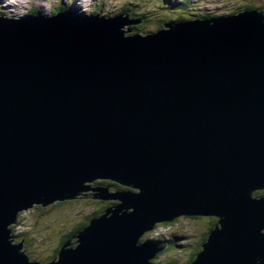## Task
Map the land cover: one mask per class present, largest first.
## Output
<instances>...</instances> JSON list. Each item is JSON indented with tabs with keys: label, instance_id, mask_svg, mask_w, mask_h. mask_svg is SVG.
<instances>
[{
	"label": "water",
	"instance_id": "1",
	"mask_svg": "<svg viewBox=\"0 0 264 264\" xmlns=\"http://www.w3.org/2000/svg\"><path fill=\"white\" fill-rule=\"evenodd\" d=\"M142 22L0 17V264H151L180 216L218 221L189 264H264V10ZM89 196L118 203L31 262L18 213Z\"/></svg>",
	"mask_w": 264,
	"mask_h": 264
},
{
	"label": "rangeland",
	"instance_id": "2",
	"mask_svg": "<svg viewBox=\"0 0 264 264\" xmlns=\"http://www.w3.org/2000/svg\"><path fill=\"white\" fill-rule=\"evenodd\" d=\"M2 1L3 3H0V7L3 8V11L5 12L3 13L1 9L0 13H3L4 15H7L8 13L11 17H26L25 13H28V8L34 6L35 3L37 4V0ZM127 1L130 7L138 8L140 13L144 15L153 13L160 14V16L155 18L154 20H149L150 24H146L144 22L145 20L142 19V24L137 25L141 26V31H143V33L145 34L149 32L151 33L153 29L156 31L157 29L163 28L162 23L174 22L176 21L175 18L179 19L180 17H186L187 19H196L195 17H198L199 15L195 16L188 14L193 13V10H195V12L204 11L207 15L212 16H220L224 12L225 14L223 15H230V11L232 9H236L234 3L237 4L238 2L237 0H188L190 1L191 7L184 8V10L182 9V13L178 12V9L182 7V4L178 3V1L182 2V0H74L73 5L76 4L75 6H78L77 8H79V12L81 10L82 14L86 16L91 15L94 12L92 11V8L88 9L87 7H85L86 9L82 10L79 5L80 3H84L85 5H90L93 3V6L103 3L101 12H97L94 14H102L108 17H115L119 13L130 14V12H128L127 10H121V8H117L116 10H114V8L118 4H121L122 6L123 4H126ZM252 1V3L258 2L257 0ZM230 2L234 3H232L231 5ZM57 3L67 4V1L60 0ZM150 3H154V5L152 6ZM173 3H175V5ZM73 5H71L68 10L72 11ZM48 8L50 9V6H48ZM48 8L47 10L44 9L43 14L51 16V11H48ZM239 9L241 8H238L237 10ZM111 13H113V15ZM157 19H162L164 21L161 24H158L154 22L157 21ZM137 26H133V30H135ZM101 181L103 180H98V182ZM122 189H125L122 191H127L128 187ZM84 194L85 196H88V191L84 192ZM77 200L79 202H70L63 205H59L57 203L54 205L51 204L48 208H45V212L34 208L26 210L28 212L21 211L24 212L21 214L20 218L23 224H21L20 227L17 226V228H21L17 229V232H21L24 238L30 237L29 239H31L35 237V243L33 242V246L30 247L31 250L26 249L29 252L26 253L28 256H30L31 258H35L34 260L40 262H48L49 260H52L53 257H56L55 250H59L62 247V245L60 244L61 239L66 236L71 229H75L76 227H78L80 223L85 221L87 218L91 219V217H96L93 216L94 213H96V211L99 210L103 205H106L104 207L105 211L108 208H113V206H115V201L100 200L97 198L94 199L91 196L87 198H79ZM100 202H103L104 204H101ZM104 208L102 210H104ZM214 220L216 219L212 217L180 216L174 221L168 222V226L162 225L164 227H156L157 229L155 231L152 230L149 234L144 235L142 237V242H155L153 240H155L154 237L157 236V234H159L160 236L165 235L166 238L170 237V239L172 237L179 238L175 245L173 247H169L168 250H166V247L161 248L160 252H163V254L161 253L160 260H162L163 262L165 260L168 264H185L188 262V259H186L187 257L185 255H187L189 258L190 254L194 253L195 255L198 252H195L194 249L199 246V243L202 244L205 241L203 237L204 235L206 236V233L213 228L212 224L214 223ZM81 230L79 232H81ZM171 231H173V233H169ZM23 233L25 236L23 235ZM75 235L70 238V241H74L73 237ZM14 238L16 239L15 243H21V236ZM23 249L25 251L24 246ZM44 259L48 260L44 261Z\"/></svg>",
	"mask_w": 264,
	"mask_h": 264
},
{
	"label": "trees",
	"instance_id": "3",
	"mask_svg": "<svg viewBox=\"0 0 264 264\" xmlns=\"http://www.w3.org/2000/svg\"><path fill=\"white\" fill-rule=\"evenodd\" d=\"M238 2H237V4L236 3H234V2H230V4L232 5V3H234L235 4V6H236V8L237 7H239V6H241V8H243V9H253V8H255L256 6L254 5V4H248V5H244V4H247V3H252L253 1L252 0H237ZM257 1H260V3L262 4L261 6H260V8L262 9V8H264V0H257ZM183 6H182V8H188V7H191V4H190V1H188V0H183V4H182ZM244 6H245V8H244ZM57 8V9H56ZM56 8H53V10H54V13H56V12H58V11H63V10H65L66 8H70L69 6H68V4H64V3H61L60 5H57V7ZM63 8H65V9H63ZM101 8H103V3H101V4H96L95 6H93L92 7V11L94 12V13H97V12H101ZM117 8H121V10H127L128 12H130V15H131V17L133 18V19H144L145 21V23L147 24H150L149 23V20H154L155 18H157V17H159L160 16V14H147V15H144V14H142V13H140V11H139V9L138 8H132V7H130V5H129V3H128V1H127V3L126 4H123L122 6H121V4H118L114 9L116 10ZM120 10V11H121ZM130 10V11H129ZM0 11H1V8H0ZM36 12H38L36 9H33L32 11H30L29 12V14H33V13H36ZM193 13V15H195V16H197V15H199L198 17H202V18H207V17H209V16H207V14H205L204 12H202V11H199V12H195V10H193L192 11ZM93 13V14H94ZM197 17V18H198ZM154 22H156V23H158V24H161L162 23V19H157V21H154ZM134 32H136V33H142L143 34V31H141V26H137V28H135V30H134ZM94 186H103V187H105V188H108L109 189V191H122V190H125V189H122V188H125V187H123V186H121V185H119V184H117V183H114V182H111V181H108V180H103V181H101V182H97V183H94ZM127 191H136V190H131V189H127ZM88 195H90V194H88ZM93 197V196H92ZM101 204H104L103 202H100ZM62 203H60L59 205H61ZM106 205H103L99 210H97L96 211V213H94V215L93 216H99V215H101V214H103L104 213V211H105V207ZM104 208V210H102ZM89 218H87L85 221H83V222H81L80 223V225L78 226V227H76L75 229H72V230H70L69 232H68V234L66 235V236H64L62 239H61V242H60V244L62 245V244H64V243H66V242H68V241H70L71 239V237L73 236V235H75V234H77L82 228H84L85 226H87V224L89 223V220H88ZM216 219V218H215ZM18 222L19 223H22L21 222V219H20V216H19V218H18ZM214 223L212 224L213 225V228L217 225V221L216 220H214L213 221ZM164 226H168L167 224H163ZM157 227V226H156ZM154 228L153 230L155 231L157 228ZM12 228H16V225L15 226H12ZM24 235V234H23ZM25 236V235H24ZM24 237L21 235V239H23ZM30 237H28V238H24V240H25V245H24V247H25V251H26V253H29L26 249H28V250H31L30 249V247L31 246H33L32 245V243L34 242L35 243V240H34V238H31V239H29ZM155 238H156V236H155ZM159 238V240L161 239V241H163L162 242V245H164V244H167L169 247H173L174 245H175V243L178 241V239L179 238H177V237H172L171 239H170V241H166V240H164V238L162 237V236H159L158 237ZM205 238V237H204ZM73 239H74V241H71V243L73 244V245H75V243H76V239L73 237ZM164 241H165V243H164ZM168 246H167V249H168ZM195 251H199L200 250V245L199 246H197L196 247V249H194ZM58 249L57 250H55V255L57 256V254H58ZM193 254V253H192ZM192 254H190V256H189V258H188V256H186L187 258H188V262L187 263H185V264H188V263H190L191 261H192V259H193V255ZM33 260L35 259V258H32ZM37 259V258H36ZM52 259H54V257L52 258ZM157 262V260H153L152 261V263H154V264H161L160 263V260H158V263H156ZM164 264H166V263H164ZM168 264V263H167Z\"/></svg>",
	"mask_w": 264,
	"mask_h": 264
},
{
	"label": "bare ground",
	"instance_id": "4",
	"mask_svg": "<svg viewBox=\"0 0 264 264\" xmlns=\"http://www.w3.org/2000/svg\"><path fill=\"white\" fill-rule=\"evenodd\" d=\"M50 1V0H49ZM147 3V2H146ZM149 4V3H148ZM57 9V8H56ZM51 16H47V15H45V14H42V16H45V17H52V16H54V15H56L57 13H54L53 11H51ZM117 16V15H116ZM13 19V18H12ZM174 20V19H173ZM88 194H90L91 195V193H90V191H88ZM19 216H20V213H18V215H17V217H16V223L18 222V218H19ZM108 216L110 217V216H112V215H110V214H108ZM12 226H15V225H12ZM11 226V227H12ZM152 257H154V255L152 256ZM31 260V262H34V261H32V259H30ZM256 263H259V262H256Z\"/></svg>",
	"mask_w": 264,
	"mask_h": 264
},
{
	"label": "clouds",
	"instance_id": "5",
	"mask_svg": "<svg viewBox=\"0 0 264 264\" xmlns=\"http://www.w3.org/2000/svg\"><path fill=\"white\" fill-rule=\"evenodd\" d=\"M97 182H98V181H97ZM97 182H96V183H97ZM93 187H102V186H94V184H93ZM102 188H103V187H102ZM206 237H207V236H206ZM206 237H205V238H206ZM205 238H203V239H205ZM205 241H206V239H205ZM205 241H204V242H205ZM204 242H203V243H204ZM203 243H202V244H203ZM195 252H197V251H195ZM193 255H194V253H193Z\"/></svg>",
	"mask_w": 264,
	"mask_h": 264
},
{
	"label": "flooded vegetation",
	"instance_id": "6",
	"mask_svg": "<svg viewBox=\"0 0 264 264\" xmlns=\"http://www.w3.org/2000/svg\"><path fill=\"white\" fill-rule=\"evenodd\" d=\"M206 239V238H205Z\"/></svg>",
	"mask_w": 264,
	"mask_h": 264
}]
</instances>
